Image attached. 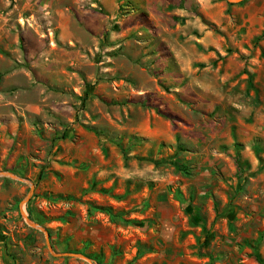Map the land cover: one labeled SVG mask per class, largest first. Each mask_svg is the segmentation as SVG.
I'll return each mask as SVG.
<instances>
[{
  "label": "rangeland",
  "instance_id": "1",
  "mask_svg": "<svg viewBox=\"0 0 264 264\" xmlns=\"http://www.w3.org/2000/svg\"><path fill=\"white\" fill-rule=\"evenodd\" d=\"M0 264H264V0H0Z\"/></svg>",
  "mask_w": 264,
  "mask_h": 264
},
{
  "label": "water",
  "instance_id": "2",
  "mask_svg": "<svg viewBox=\"0 0 264 264\" xmlns=\"http://www.w3.org/2000/svg\"><path fill=\"white\" fill-rule=\"evenodd\" d=\"M230 2H241L242 0H229Z\"/></svg>",
  "mask_w": 264,
  "mask_h": 264
},
{
  "label": "trees",
  "instance_id": "3",
  "mask_svg": "<svg viewBox=\"0 0 264 264\" xmlns=\"http://www.w3.org/2000/svg\"><path fill=\"white\" fill-rule=\"evenodd\" d=\"M258 260H261L259 256H258Z\"/></svg>",
  "mask_w": 264,
  "mask_h": 264
}]
</instances>
